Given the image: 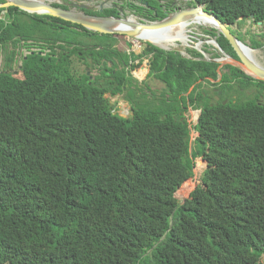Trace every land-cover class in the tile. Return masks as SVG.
I'll return each instance as SVG.
<instances>
[{
  "label": "trees",
  "instance_id": "obj_1",
  "mask_svg": "<svg viewBox=\"0 0 264 264\" xmlns=\"http://www.w3.org/2000/svg\"><path fill=\"white\" fill-rule=\"evenodd\" d=\"M141 1L125 6L164 17L159 0ZM190 4L229 25L264 24V0ZM204 32L237 58L222 34ZM116 40L0 8V264H264V81L228 63L219 73L196 49L145 42L125 53ZM250 43L264 48V32ZM17 46L28 53L15 74ZM74 56L98 73L75 74ZM148 56L158 91L131 71L144 77L132 62ZM106 95H121L128 115ZM191 129L195 152L208 148L192 191L181 187L195 166Z\"/></svg>",
  "mask_w": 264,
  "mask_h": 264
},
{
  "label": "rangeland",
  "instance_id": "obj_2",
  "mask_svg": "<svg viewBox=\"0 0 264 264\" xmlns=\"http://www.w3.org/2000/svg\"><path fill=\"white\" fill-rule=\"evenodd\" d=\"M46 1V0H45ZM50 2H60L61 0H47ZM64 2V0H62ZM75 0H67L66 2L69 3H73ZM128 1L130 3H135L137 5H142V1L141 0H92L88 3L89 6L94 7L95 9H99V8H105V7H110L115 5L118 8H121L122 13L125 16H133L135 18V20H139L141 18V15L134 11V9L126 7L125 6V2ZM175 2V4L178 2L180 4H183L185 6H190V0H160V3L164 6H166L167 4H170L171 2ZM72 6V5H71ZM124 8H123V7ZM231 30H234L237 34L240 35V37L242 38L241 42L248 45L251 49L253 47H251V43H250V39L251 38H256V39H260V34L262 32H264V24H255L249 20L244 21V23L240 26H237L236 24H231L229 25ZM204 29H214L212 26H203V25H198L197 27L195 26H190L188 29H175L173 31L172 34L176 35L177 37H180V41H173L172 44H169V42L167 41L169 40H173L171 38V34L168 33V36H162L159 37L160 39L164 40L165 43L168 45L169 48L173 49L176 48L181 50L184 55L188 56V53L186 51V48H190V49H195V45L197 46V48L202 49L205 53V56L208 58H213L214 56L216 57H224V64L229 63L230 59L228 58V56L226 55V53L222 50L219 49V47L212 42L209 41H205V39H211L207 34H205ZM113 36H115L117 38L116 40V47L121 50L124 51L125 53L130 52V51H134V52H140L143 44L145 42H149L148 40H144V39H138V38H134L132 36H125V35H116L113 34ZM166 38V39H165ZM203 39V40H202ZM186 42L187 45L183 46L180 42ZM196 43V44H195ZM165 47V46H163ZM254 58L258 61V63H260L261 65L264 66V48L263 47H254ZM15 51L17 52L16 54V58L17 61L14 62V67L12 69L13 73L17 74V66L19 65V61L21 56H23V54H25L26 51H28L25 47H20L17 46L15 48ZM148 58H141V59H136L132 62V64L135 63L136 66V62L138 61L140 64H142L143 62H146ZM2 60H3V56L0 54V67L2 66ZM72 69L73 72L75 74H80L83 72V70L86 68L87 71L91 74V76H95L98 71L96 68L94 67H88L86 66L83 61L79 60L77 57H73L72 58ZM127 68V67H126ZM130 68V67H129ZM134 69L135 67L131 69L133 76L134 75ZM148 71V70H147ZM147 71L144 75V77L142 78H137L135 77L138 81H146L149 86L151 87V89L153 90H160L163 87V84L153 78V77H148L146 78V74ZM221 68H219V73H221ZM19 76V75H18ZM252 92V89H248L243 91L244 95H249ZM110 102L114 105L115 108L118 109L120 114H124L125 116L128 115L129 112V104L123 99V97L121 95H116V96H109L106 95ZM262 98L260 97V100ZM127 110V111H126ZM196 115V113L194 112V110L189 109L188 113H187V118H188V122L189 123H193L194 120V116ZM192 116V117H191ZM196 137V133L194 132L193 129H191V135H190V151L192 153V155H194V161H195V166L193 168V175L191 178H189L181 187H186V188H190V191H192L193 189H195L200 181V177L202 175V172L206 166V161L203 159V155L206 151H208L207 149H204L201 151V155L199 156V154H197L193 148L192 145V141L194 140V138ZM228 170L230 172V174L234 175L236 172V166H230L228 167ZM191 184V185H190ZM180 187V188H181ZM189 193H187L188 195ZM187 195L181 197L184 198ZM261 198L264 200V192L261 195ZM263 259H264V255H263Z\"/></svg>",
  "mask_w": 264,
  "mask_h": 264
},
{
  "label": "water",
  "instance_id": "obj_3",
  "mask_svg": "<svg viewBox=\"0 0 264 264\" xmlns=\"http://www.w3.org/2000/svg\"><path fill=\"white\" fill-rule=\"evenodd\" d=\"M66 1L67 0H64L63 2L61 0L58 3L67 6V8L55 6L52 4V2L47 0H4V2L0 3V8L14 6L27 13L47 14L55 16L65 21L79 24L88 30L96 31L98 33L125 35L132 36L134 38L138 37L137 33L141 26H146L149 28L167 27L188 19L192 10L198 9L201 13H204L205 15L215 20V26L213 28L218 32V34H222L226 38L232 49L235 51L237 58L230 57L226 54L230 59L228 64L239 67L246 74L257 80L264 81V68L253 63L248 57H246V55H244V53H242V50L240 49V44L242 42L236 37L235 34L231 32L229 24L223 23L213 12L204 9L202 5L195 4L185 6L179 3V5L173 12L166 13L165 16L161 19L151 21L144 19L131 20L130 16H125L122 13L121 8H118V13L116 16L88 14L84 10H97L94 7L88 5V3L92 0H75L73 3H69ZM102 10V7L98 9V11L100 12ZM115 21L120 22V27L118 29H110L114 25ZM258 24H261V22H258ZM148 41L165 50L171 49L169 47L158 45L150 40ZM205 41H211L212 43H215L219 47V49L222 50L216 42L215 38L207 39ZM173 49L178 50L183 56H185L181 50L177 48ZM195 49L199 51L205 59L218 62V71L219 68L224 65V57L208 58L205 56L204 51L197 48L196 45ZM24 57H26V55H24ZM120 116L126 117L124 114H120Z\"/></svg>",
  "mask_w": 264,
  "mask_h": 264
},
{
  "label": "bare ground",
  "instance_id": "obj_4",
  "mask_svg": "<svg viewBox=\"0 0 264 264\" xmlns=\"http://www.w3.org/2000/svg\"><path fill=\"white\" fill-rule=\"evenodd\" d=\"M18 8V7H17ZM19 9V8H18ZM131 20H135L133 16H130ZM198 25H203V26H215V20L212 19L211 17L205 15L204 13H201L198 9L192 10L190 13L188 19H185L183 21H180L176 24L167 26V27H159V28H149L146 26H141L139 31H138V39H144V40H150L158 45L168 47V45L165 43L164 40L160 39L159 37L162 36H168V33L171 34V38L173 40L180 41V37H177L176 35L172 34L175 29H188L190 26H195L197 27ZM120 27V22L115 21L114 25L110 29H118ZM203 40V39H202ZM207 40V39H205ZM169 44H172L173 41H168ZM211 42V41H209ZM183 46H186L187 43L182 41L180 42ZM196 44V43H195ZM177 48V47H176ZM240 49L242 50V53L246 55L253 63L256 65L263 67L258 61L254 58V50L253 48L251 49L248 45L241 43L240 44Z\"/></svg>",
  "mask_w": 264,
  "mask_h": 264
},
{
  "label": "flooded vegetation",
  "instance_id": "obj_5",
  "mask_svg": "<svg viewBox=\"0 0 264 264\" xmlns=\"http://www.w3.org/2000/svg\"><path fill=\"white\" fill-rule=\"evenodd\" d=\"M178 5H179V3L177 2V3L175 4L174 1L171 2L170 4H167L166 6L163 5V13H164V16H165L166 13H171V12H173V11L176 9V7H177ZM117 8H118V7H117Z\"/></svg>",
  "mask_w": 264,
  "mask_h": 264
},
{
  "label": "crops",
  "instance_id": "obj_6",
  "mask_svg": "<svg viewBox=\"0 0 264 264\" xmlns=\"http://www.w3.org/2000/svg\"><path fill=\"white\" fill-rule=\"evenodd\" d=\"M144 58H148L147 59V61L146 62H143L142 64H140V66H142L141 68H145L146 69V71L148 70V66H149V59H150V56H148V57H144ZM143 58V59H144ZM141 59V58H140ZM135 64V63H134ZM148 72V71H147ZM135 77H137V76H135ZM138 78V77H137Z\"/></svg>",
  "mask_w": 264,
  "mask_h": 264
},
{
  "label": "built area",
  "instance_id": "obj_7",
  "mask_svg": "<svg viewBox=\"0 0 264 264\" xmlns=\"http://www.w3.org/2000/svg\"><path fill=\"white\" fill-rule=\"evenodd\" d=\"M33 49H34V48H33ZM33 49H32V50H33ZM27 53H28V51L25 52V54H27ZM19 64H20V61H19ZM126 111H127V110H126ZM191 117H192V116H191Z\"/></svg>",
  "mask_w": 264,
  "mask_h": 264
}]
</instances>
